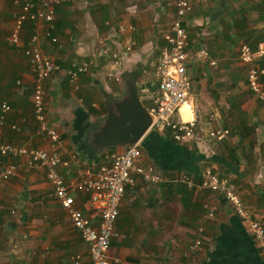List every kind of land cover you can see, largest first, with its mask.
Masks as SVG:
<instances>
[{"label":"crops","instance_id":"obj_1","mask_svg":"<svg viewBox=\"0 0 264 264\" xmlns=\"http://www.w3.org/2000/svg\"><path fill=\"white\" fill-rule=\"evenodd\" d=\"M189 1L192 9L185 28L190 49L204 47L210 56L191 63L196 67H191V73L188 66L192 79L189 108L203 132L208 126L231 131L224 140L215 141L206 138L208 128L206 143L188 145L151 130L140 142L143 159L159 168L162 165L163 173L173 178L190 174L197 184L202 182L203 171L212 168L238 186L246 204L264 224V104L250 91L246 66L239 60L243 43L256 48L264 41V0ZM173 2L88 0L86 4L67 0L55 8L54 33L60 46L47 45V53L65 69L73 60L87 58L93 49L108 46L122 51L128 34L120 38L119 25L132 23L136 47L128 56H121V66L115 70L118 76L134 79L137 77L126 73L143 67L154 78L142 86L143 91L155 90L162 32L175 16ZM19 11L13 0H0V98L6 97L13 108L7 124L0 127V142L30 140L35 146L49 148L47 140L35 135L34 75L25 54L34 22H25L21 45L9 41ZM110 60L101 59L92 72L82 75L79 91L72 88L64 70L46 82L47 110L51 123L62 133L59 150L64 158L77 153L79 160L98 162L90 132L106 116V103L117 100L123 80V76L120 81L111 78L114 68ZM130 78L125 80L132 81ZM187 108L181 109L183 118ZM13 122L22 127L21 132L10 128ZM116 149L123 151L124 147ZM25 160L0 159V170L10 162L19 164L17 175L0 184V264H72L76 255L81 256L80 264H92L89 246L54 197L46 169L27 168ZM207 200L217 204L213 217L205 208ZM88 201V195L77 194L79 207L86 210ZM199 227L204 228L202 234ZM117 230L120 237L113 240L111 255L131 264H264L255 241L224 196L207 189L178 183L146 185L137 178V185L126 191ZM201 235L202 246L192 250Z\"/></svg>","mask_w":264,"mask_h":264},{"label":"built area","instance_id":"obj_2","mask_svg":"<svg viewBox=\"0 0 264 264\" xmlns=\"http://www.w3.org/2000/svg\"><path fill=\"white\" fill-rule=\"evenodd\" d=\"M67 0H13L19 11L14 20L13 31L9 41L14 45L22 44V32L26 21L34 22V33L28 41L26 54L29 58L30 68L34 75V90L31 98L33 114L36 121L35 134L50 143L49 148L34 146L31 142L22 144L0 142V159L3 157L26 158L24 164L27 168L43 167L47 171V178L53 187V195L66 212L72 227L79 232L84 242L89 246L92 264H131L126 259L111 255L114 239L120 237L117 230V221L122 202L129 187L137 185L140 178L146 185H159L162 183H178L189 188L210 190L216 195H222L231 206L233 212L240 218L247 233L255 241L260 254L264 258V224L256 218L251 208L244 201L238 186L229 179L221 177L212 168L202 173V182L197 184L190 174H181L173 178L153 162L143 159L141 144H136L123 151L107 149L98 153V162L95 164L78 159L77 153L64 158L60 152L62 133L56 125L51 123L47 110L46 81L61 67L46 52L45 46L57 43L54 35L57 28L56 5ZM88 4V0H84ZM176 13L162 33L164 45L160 51L157 64V84L154 91L148 90L147 96L150 105L148 109L155 115L152 129L158 133H170L181 143H206L205 134L197 124L194 117L185 120L181 113L182 106L188 102L192 79L188 71V64L210 58L204 47L191 51L187 29L184 26L187 14L191 11L189 0H174ZM134 26L121 24L120 33H129L124 40L122 51L112 53V67L120 68L121 56H128L133 52L136 41L132 36ZM109 47L95 49L88 60L74 61L64 74L75 90L79 88L80 75L91 70L98 59L111 53ZM240 62L246 66L248 87L250 91L264 104V41L256 48L243 43L239 52ZM211 65L216 62L211 60ZM112 69V68H111ZM111 71V76H118ZM11 105L4 101L0 104V127L7 124V118L12 112ZM12 130L21 132L17 122L10 124ZM230 130L227 128L209 127L206 138L215 141L224 140ZM100 158V160H99ZM75 166L73 168L72 166ZM19 164L10 162L0 170V184L15 177ZM62 169L65 171L63 172ZM86 194L89 197L87 209L77 205V194ZM217 204L210 200L205 208L210 217L215 215ZM97 221L94 222V218ZM198 231L202 234L203 227ZM201 235L191 245L197 249L203 244ZM81 256L72 258V264H80Z\"/></svg>","mask_w":264,"mask_h":264},{"label":"water","instance_id":"obj_3","mask_svg":"<svg viewBox=\"0 0 264 264\" xmlns=\"http://www.w3.org/2000/svg\"><path fill=\"white\" fill-rule=\"evenodd\" d=\"M141 90L137 81L127 80L124 93L106 103V116L90 132L89 141L99 153L139 144L152 130L155 115L143 103Z\"/></svg>","mask_w":264,"mask_h":264},{"label":"rangeland","instance_id":"obj_4","mask_svg":"<svg viewBox=\"0 0 264 264\" xmlns=\"http://www.w3.org/2000/svg\"><path fill=\"white\" fill-rule=\"evenodd\" d=\"M164 44V43H163ZM191 63H193V64H197V63H194V62H191ZM191 63H189L190 65V73H191V67H193V69L195 70V68L196 67H194ZM135 74H137V75H135ZM131 75L134 77H137V78H134V81H137L138 83H139V85H141V86H143V85H145V84H147V83H150L154 78L153 77H151V72H144L143 71V67H142V69L140 68V70H139V72H131ZM144 76V77H143ZM126 78L123 76V80H122V88H121V85L120 86H118V92H120V95H122L123 93H124V90H125V80ZM125 80V81H124ZM156 84H157V82H156ZM156 84L154 85L155 86V89H156ZM151 91V90H150ZM152 91H154V90H152ZM141 96H142V100H143V103L146 105L147 103H149L150 104V102L147 100V92H142L141 91ZM146 99V100H145ZM149 106V105H148ZM104 113H106L107 114V111H104ZM263 120H264V112H263V114H262V117H261ZM218 124H222V123H218ZM223 125V124H222ZM209 127H211V126H208V127H206L205 129L206 130H204V134L206 135V131L208 130V128ZM186 144H188V145H190V144H194V142H191V143H186ZM200 176H201V174H200Z\"/></svg>","mask_w":264,"mask_h":264},{"label":"clouds","instance_id":"obj_5","mask_svg":"<svg viewBox=\"0 0 264 264\" xmlns=\"http://www.w3.org/2000/svg\"><path fill=\"white\" fill-rule=\"evenodd\" d=\"M191 9H192V6H191ZM190 12H191V11H190ZM190 12H189V13H190ZM175 13H176V11H175ZM189 13H188V14H189ZM188 14H187V15H188ZM186 17H187V16H186ZM185 21H186V20H185ZM122 24H125V25H126V24H131L132 26H134L132 23H128V22H127V23H122ZM184 26H185V22H184ZM119 28H120V25H119ZM134 30H135V26H134ZM134 30H133V31H134ZM165 31H166V30H165ZM163 32H164V31H163ZM163 32H162V33H163ZM132 33H133V32H132ZM132 33H131V34H132ZM125 34H129V33H127V31L124 32L123 34L119 32V37L122 38L123 36H125ZM54 35H55V33H54ZM132 36H133V34H132ZM125 39H126V37H125ZM125 39H124V40H125ZM124 40H123V41H124ZM188 41H189V39H188ZM55 44L58 45V46H60V44H59V39H58V42H57V43H52V42H51V43H49V44H47V45H55ZM189 44H190V42H189ZM47 45H46V46H47ZM163 45H164V44H163ZM46 46H45V48H46ZM103 47H108V46H103ZM103 47H101V48H103ZM135 47H136V45H135ZM101 48H99V49H101ZM109 48H110V47H109ZM99 49H98V50H99ZM110 49H111V48H110ZM134 49H135V48H134ZM134 49H133V51H134ZM93 50H95V49H93ZM111 51H112V49H111ZM160 51H161V50H160ZM191 51H193V50H191ZM46 52H47V50H46ZM114 52H115V51H112L110 54L112 55V53H114ZM116 52H117V51H116ZM119 52H120V51H119ZM193 52H194V51H193ZM91 53H92V52H91ZM25 54H26V53H25ZM26 56H27V54H26ZM90 56H91V54H90L87 58L83 59L82 61H84V60H88V59L90 58ZM27 58H28V56H27ZM100 60H101V58L97 60V62L95 63V65H93L92 68H91V70L88 71V72H92V70H93L95 67H97V64H99ZM28 61H29V58H28ZM74 61H78V60H73L72 62H74ZM72 62L70 63V66H71ZM79 62H81V61H79ZM110 62H111V64H112V58H111ZM197 63H198V62H197ZM29 65H30V63H29ZM120 66H121V65H120ZM188 66H189V64H188ZM60 67H61V66H60ZM68 68H69V67H68ZM30 69H31V68H30ZM65 69H66V68H65ZM61 70H64V69H61ZM61 70H59V71H61ZM59 71H57V72H59ZM57 72H56V73H57ZM115 72H116V70L113 71L114 74H115ZM56 73H55V74H56ZM55 74H54V75H55ZM126 74H130V75H131V73H126ZM126 74H124V75H126ZM110 76H111V75H110ZM122 76H123V74H122L121 76H117V77H116V76H112L111 78H117V80L120 81V80L122 79ZM126 78H130V77H126ZM49 79H50V78H49ZM130 79H131V78H130ZM131 80H132V79H131ZM47 81H48V80H47ZM47 81H46V82H47ZM132 81H134V79H133ZM70 85H71V84H70ZM71 86H72V85H71ZM140 86H141V85H140ZM141 87H142V86H141ZM46 88H47V86H46ZM72 88H73V86H72ZM73 89H74V88H73ZM33 90H34V87H33ZM74 90H75V89H74ZM79 90H80V84H79V88H78L77 90H75V91H79ZM46 91H47V90H46ZM141 91L143 92V88H142ZM46 93H47V92H46ZM32 94H33V93H32ZM141 97H142V96H141ZM146 97H147V96H146ZM45 98H46V96H45ZM147 100H148V99H147ZM146 106H147V105H146ZM147 107H148V106H147ZM10 128H11V127H10ZM21 129H22V128H21ZM152 130H153V129H152ZM14 131H15V130H14ZM21 131H22V130H21ZM16 132H17V131H16ZM164 134H166V133H164ZM167 134H168V133H167ZM35 135H36V134H35ZM36 136H37V135H36ZM171 136H172V135H171ZM172 138H173V137H172ZM173 139H174V138H173ZM174 140H175V139H174ZM175 141H176V140H175ZM27 142H31V144L33 145L32 141L29 140V141H27ZM177 142H178V141H177ZM24 143H26V142H24ZM179 143H181V142H179ZM15 144H17V143H15ZM21 144H22V143H21ZM182 144H184V143H182ZM34 146H35V145H34ZM38 147H39V146H38ZM10 158H14V157H10ZM14 163H16V162H14ZM11 179H12V178H11ZM225 199H226V198H225Z\"/></svg>","mask_w":264,"mask_h":264},{"label":"trees","instance_id":"obj_6","mask_svg":"<svg viewBox=\"0 0 264 264\" xmlns=\"http://www.w3.org/2000/svg\"><path fill=\"white\" fill-rule=\"evenodd\" d=\"M108 58H112V55L109 53V54H107V55H105L104 57H102L101 59H108ZM87 73H90V72H85V73H82L81 75H80V79H81V76L82 75H85V74H87ZM133 80V79H132ZM79 84H80V80H79ZM0 101H1V103L2 102H4V101H6V97H4V98H0ZM6 102H8V101H6ZM0 103V104H1ZM8 103H10V102H8ZM147 106L148 105H150V104H146ZM104 106V105H103ZM12 107V106H11ZM149 107V106H148ZM105 111H107V109L105 110ZM8 120V119H7ZM231 131V130H230ZM155 133V132H154ZM168 134H170V133H168ZM171 135V134H170ZM173 141H175L174 139H173ZM161 165V164H160ZM160 168H162V165L160 166ZM121 211V210H120ZM119 216H120V214H119ZM119 218V217H118Z\"/></svg>","mask_w":264,"mask_h":264},{"label":"bare ground","instance_id":"obj_7","mask_svg":"<svg viewBox=\"0 0 264 264\" xmlns=\"http://www.w3.org/2000/svg\"><path fill=\"white\" fill-rule=\"evenodd\" d=\"M187 105H188V108H187L188 111H187V113H186V115H185V117H184L185 120L191 119V118L193 117V115H194V114H193V109H192V108H191V109L189 108V102H186V103L182 106V108H183V107H186ZM182 108H181V109H182Z\"/></svg>","mask_w":264,"mask_h":264}]
</instances>
